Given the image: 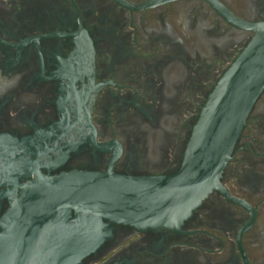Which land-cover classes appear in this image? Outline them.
Wrapping results in <instances>:
<instances>
[{"label": "flooded vegetation", "instance_id": "af4514ba", "mask_svg": "<svg viewBox=\"0 0 264 264\" xmlns=\"http://www.w3.org/2000/svg\"><path fill=\"white\" fill-rule=\"evenodd\" d=\"M242 22H264V0H0V217L35 170L178 174L203 106L254 35ZM66 242L72 264H264V88L218 187L179 224L69 210L31 264Z\"/></svg>", "mask_w": 264, "mask_h": 264}, {"label": "water", "instance_id": "95a60500", "mask_svg": "<svg viewBox=\"0 0 264 264\" xmlns=\"http://www.w3.org/2000/svg\"><path fill=\"white\" fill-rule=\"evenodd\" d=\"M242 25L254 35L203 106L178 174L129 176L107 170L48 177L35 170L34 179L21 184L0 217V264H31L34 254L43 257V249L36 250L40 235L69 210L76 217L83 213L133 226H174L218 187L246 117L264 88V22ZM48 254L46 262L37 264L73 263L74 250L67 242L59 253Z\"/></svg>", "mask_w": 264, "mask_h": 264}]
</instances>
